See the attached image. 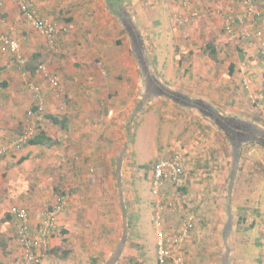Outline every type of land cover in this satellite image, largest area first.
<instances>
[{"label": "rangeland", "instance_id": "374dc122", "mask_svg": "<svg viewBox=\"0 0 264 264\" xmlns=\"http://www.w3.org/2000/svg\"><path fill=\"white\" fill-rule=\"evenodd\" d=\"M123 1L125 11L132 16L142 35L145 45L143 56L140 49L139 52H134L131 43L130 47L125 48L123 40H119L117 44L114 42L113 48L107 46L109 54L104 57L96 53L90 54L95 45L99 46L95 43L98 37L104 40L111 37L109 33L100 32L98 26L101 25L95 24L105 20L101 11L105 13L107 9L109 10L106 0L105 2L35 0V5H39L35 8L39 9L43 16H48L54 23L56 22L59 30L55 47L50 48L46 40L44 41L43 46L47 50L44 55L47 59L43 62L47 64L52 54L64 56L69 67L77 63L74 69L78 68L75 72L80 76L82 69L86 75L92 69L99 71L100 68H104L107 75L103 74L101 79L96 75L92 77L106 83L111 82L113 76L116 81L122 79L119 76H125L115 74L119 63L123 65L132 63L137 70L135 72L139 74L138 80L141 85L143 81L140 68L144 61L150 73L163 86H171L173 87L171 90L181 92L192 99L198 98L188 95L189 91L201 93L200 95H204L206 91V95H210V101L199 99L212 104L222 114L233 116L230 111L234 112L235 107L239 106L247 117L246 120L261 124L264 128V56L260 53L259 41L256 40L255 45L251 44L253 48L251 57L241 55L240 48L243 45L242 42H238L240 39L231 37L224 30L225 14L241 12L239 0H192L187 6H184L181 0ZM110 12L109 18L118 21V26L121 27L122 32L119 33L121 36L124 30L120 20ZM18 15L16 23L9 24V30L5 32H9L20 42L26 67L21 68L16 59L14 62L17 65L16 71L21 69L18 77L22 80V86L23 83L26 85V89L19 90L20 80L17 77L10 88L3 90V93L10 96L8 99L15 98L14 103L13 101L9 103L8 113L18 121L16 126L15 121H12L14 133L7 137L10 138L7 143L0 140V147L6 146L11 139L18 138L24 130L31 132L32 136L41 130L54 136L56 127L46 116L66 114L69 105L67 104L69 101L65 102L64 97L60 96L62 92H53L51 86L45 88L37 81L41 78L27 70L32 62L28 61V52L23 50L24 45L20 37H24L28 34V29L32 28L20 11ZM0 16L4 22H10L5 11ZM2 23L0 21L1 25L6 24ZM1 28L3 27L0 26ZM64 42L72 43L73 52L63 48L66 46ZM78 43L82 45L78 46ZM210 43L217 50L216 61L206 51V46ZM76 47L82 51L85 49L88 55L82 58V55L74 52V49L77 50ZM108 62H111L110 65L105 64ZM234 63L237 67L242 66L239 69L241 73L234 68L228 69V65ZM33 64L36 65L37 60H34ZM108 67L113 73H110ZM248 81L250 87L246 88ZM177 82H181L179 87H176ZM31 84L40 87L43 93L41 106L44 115L40 121L29 115V111L34 110L39 102L29 87ZM197 88H200V91ZM221 90H226L224 92L229 94L228 103L222 99ZM102 92V89L99 90L95 95L96 99L92 101V97L88 101L91 103L97 101L96 108H99L97 112L103 117L112 111L114 114L112 118H116L117 114L122 112L117 113L114 110L116 105L122 104L119 102L123 101L120 99L121 94L114 95L109 92V96L105 98L108 100L101 102L99 93ZM136 93L129 114L125 116L127 122L125 131L131 136L126 138L125 146L120 147L117 152L100 154L99 166L92 161V155L85 154L83 157L81 155L77 157L72 153L68 155L69 148L63 151L61 145L51 149L44 146L36 147L34 151L25 150L27 147L25 145L26 147L21 150L13 151L6 156L13 162L8 163L7 168L12 165L17 167L16 173L9 176L16 177V182L21 181L13 187L14 191L17 190L22 200L25 199L29 203L28 208L33 216L53 208L62 198L66 200L67 206L59 216L57 233L67 231L66 240L57 249L51 246L42 263L50 258V264H93V259L98 260L99 264H158L156 250L158 235L153 221L156 202L160 200L163 204L176 207V210L169 214L171 226L179 223L185 213L189 214L187 212L190 205L195 208L200 221L204 222L207 219L210 227L219 226L218 237L223 233L226 223L230 222L232 224L228 237L230 264H264V216L255 217L257 210L264 212V164L261 161L264 160V147L254 143L244 146L238 170L235 171L232 180L234 195L229 199L228 177L231 176V165L234 160L232 147L213 120L197 109L181 106L165 96H152L146 99L144 85L140 86ZM255 95L260 98L255 100ZM115 96L119 99L115 100ZM49 97L53 105L51 108L48 106ZM71 100L72 103L73 101L76 103L78 99ZM127 103L129 104V101ZM94 107L90 108V113L95 112ZM115 120L117 119L113 121ZM106 124L103 122V127ZM115 128L116 126L112 129ZM0 131L4 132V129L0 127ZM175 152L183 154L187 186L182 191L169 190L166 193L167 197L158 198L150 184L153 164ZM21 158L26 159L19 161ZM104 161L107 163L110 161L112 166L105 167ZM226 163L230 164L229 172L226 171ZM254 174L255 177H251ZM237 184H241L239 192ZM247 185L250 186L247 189L254 185L257 187L256 191L263 200L258 201V207L250 201L246 202L245 208H241L243 195L245 198L249 197L246 194ZM179 203L189 209L186 210L184 207L180 209ZM71 212L72 224L67 225L64 222L61 225L62 217L70 216ZM243 213L247 215L245 219H255L257 222L259 219L262 222L257 231L250 228L248 222L246 225L242 224L240 216ZM199 225L203 226L202 223ZM66 251L69 254L65 257ZM224 251L227 252L228 249ZM173 254V248L170 247V264L184 262L178 258L179 256L173 257Z\"/></svg>", "mask_w": 264, "mask_h": 264}, {"label": "crops", "instance_id": "0c3cea01", "mask_svg": "<svg viewBox=\"0 0 264 264\" xmlns=\"http://www.w3.org/2000/svg\"><path fill=\"white\" fill-rule=\"evenodd\" d=\"M32 2L34 3V6L38 7L39 5H35V0H32ZM105 2V0H104ZM107 7V6H106ZM107 9V8H106ZM39 10V9H38ZM104 10V9H103ZM6 12V17H8V20L10 21L9 23L4 22L3 20L1 21L2 24L5 25H1V33L5 31L9 30V24L11 23H16V21L18 20V7L15 3L14 0H7V2H5V10ZM110 10L107 9V11L104 13L101 11V14L105 17V20H102L100 23H95L97 25H101L99 28L100 32H106L109 33L111 35V37L108 39L107 37L105 38V40L103 38L98 37V39L95 40L96 44H99V46H94L92 50H90V54L92 55V53H96L101 55L102 57L106 56L109 54V50L107 49L109 47L113 48V43L115 42L116 44L118 43L119 40H123V46L125 48H128V46L130 47L129 43H130V39L128 38V36L124 34H122L121 36L119 35L120 32H122L121 27L118 26V21L116 20H111V18H109L108 14H109ZM111 14V12H110ZM113 15V14H111ZM46 17V16H45ZM48 19L52 20L51 18H49L47 16ZM56 25H58L55 22ZM207 25H210V23ZM208 27V26H207ZM206 27V29H208ZM16 38V37H15ZM17 39V38H16ZM108 39V41L106 42V40ZM240 39L238 42H242L241 46V55H245L248 57H251L250 54H252V50L253 48L251 47V44L255 45L254 43H256V40H248L245 39L244 37H240L238 38ZM20 41L23 43L24 45V51L28 52V61L31 63L32 62V66L30 65L29 67H27V70L29 72H31V74H37L41 79L37 80L38 83L42 84V86H44L45 88H49V82L48 80H46L42 73L40 71H38V66L41 64H44L47 68V70L50 72L51 75H56L59 78L60 81V87L58 90H52L53 92H62V94L60 95L61 97H64V101L67 102V100L69 101L68 105V110L66 112V114H63L61 116L58 115H48L50 117H55L59 120V123L55 124L52 122V120H50V122L55 125V129L56 133L53 135H48L49 137H51L54 141L55 144H53L51 147L49 146H44L47 149H51L54 148L56 146L61 145L63 151L66 148H69V154L71 155V153L73 155H77V157H80V155L83 157L85 154H90L92 155V161H94L95 163H98V166L101 163V160L98 161L99 159V155L102 154L103 152L105 153H115L119 150L120 147H124L125 146V142H126V138L128 136L131 135H127L126 133V125L127 122L125 121V116L127 117V113L130 110V107L132 105V99L136 98L137 96V91L139 90V87H142V83L140 85L139 83V74H137V70H135V68L131 65H123L121 63H119V68L117 67V70L115 71V74L117 75H125V76H119L122 79H120L119 77V81H116L114 79V76L112 77L113 79L111 80V82H100L99 80H97V77H103V72L107 73L106 70H104V68H100L99 71L97 69H92V71H90L89 73H87L86 75L84 74L85 71L84 69H82L81 72V76L75 72L77 71L78 68L74 69V66L77 65V63L75 62V65H72L71 67H69V63L68 60H64L66 58H64V56H59V55H53L49 57V62L47 64H45V62H43V60L47 59V56L45 58V53H47V50L44 48L45 46V39L43 36H41L40 34H38L36 31L29 30L28 29V34H26L24 37H20ZM66 44V42H64ZM105 43V45H104ZM66 44V46H63L64 49H69V52H73L72 51V43ZM260 44V43H258ZM257 44V45H258ZM44 45V46H43ZM78 46L82 45V43H78ZM76 49H74L77 54L79 53V55H82V58H85L88 53L85 52V49L82 50H78L79 47H76ZM71 49V51H70ZM244 49V50H242ZM62 50V49H61ZM108 50V51H107ZM65 52V51H62ZM61 52V53H62ZM247 55H246V54ZM48 55V54H46ZM13 59V60H12ZM14 59L11 54H7V53H2L0 52V87H2L3 89L0 88V106L2 107V109H0V127L4 129L3 131H0V140L2 141H6V143L10 140L7 139V137L11 136V134L14 133V126H16L17 121L18 120H14L15 118L11 117V114H9L8 112V107H9V103L10 101H13V103L15 102V98L13 99H8L10 96H7L8 93H3V90L6 91V89L10 88L13 81L19 76L20 74V68L19 71L17 70V65H15ZM34 60H37V64H33ZM16 61V60H15ZM111 62H113L111 60ZM111 62L105 63L106 65H110ZM17 63V61H16ZM237 63V62H236ZM235 65V66H234ZM242 66L239 65L237 67V65L234 64H229L228 65V69H236L239 73L240 72V68ZM109 68V67H108ZM34 69V70H32ZM110 69V73L112 72V69ZM103 70V71H102ZM136 71V72H135ZM230 72V71H229ZM91 73V74H90ZM97 76V77H92V76ZM107 75V74H106ZM89 77V78H88ZM117 77V76H116ZM37 78V77H36ZM131 78V79H129ZM18 80H20L18 82V80H16L19 83V90L26 89V85L23 83L24 86H22V80L18 77ZM87 79H89L88 81H86ZM181 84V82H177L176 87H179V85ZM211 84V83H210ZM49 86V87H48ZM212 88L213 85L211 84ZM227 87V86H226ZM51 88V87H50ZM168 88H173V87H168ZM205 88V87H204ZM102 89V93H99V96L102 98L101 102H104L106 96H109V92H112L114 95L116 93L121 94L120 95V99L123 101H119L122 104H120V106L116 105V107L114 108V110H116V112L118 113V111H122L120 114H117L116 118H112L113 117V112H111V114L109 113L107 116L103 117L102 115H100L99 112H97L99 110V108H96V103L94 102H89L88 100H91L92 97V101H94L95 95H97L98 91ZM200 88H197L198 91ZM224 89V87L222 88ZM113 90V91H111ZM203 90V89H202ZM205 90H207L205 88ZM226 90H221V96L222 99H225L224 102L228 103L229 101V94H226V92H224ZM206 91H204V95H200L201 93L197 94V93H193L192 91H189V93H187L188 95H190L193 98H203L205 100H209L210 95H206L205 93ZM186 93V92H184ZM75 94V95H74ZM76 96V97H75ZM257 97V95H256ZM71 98H77L78 100L73 101ZM260 97L258 96L257 99H259ZM50 102L48 104V106L51 108L53 107L52 105V101L51 98L49 97ZM119 99L118 97L115 96V100ZM71 100V102H70ZM126 100V101H124ZM127 101H129V104L127 103ZM116 102V101H115ZM239 104V102H237ZM130 105V106H129ZM92 106L94 107V111L93 113H90L89 110H91L90 108H92ZM239 107V106H238ZM235 107V111H230L232 113L233 116H236L240 119H244L246 120L247 117L244 115V113L242 112V109ZM52 110V109H51ZM113 110V111H114ZM115 112V111H114ZM129 114V113H128ZM121 117H118L120 116ZM250 118V117H249ZM248 118V119H249ZM114 119H117L115 121H113ZM127 120V118H126ZM250 120H252L250 118ZM12 121H15V124L13 126ZM103 122L107 123L106 125H104L103 127ZM113 123V124H112ZM254 124L261 126V124H257L256 122H253ZM115 129H112L113 127H115ZM27 128V126H26ZM25 128V129H26ZM130 129V126H129ZM120 130V131H119ZM18 131V130H17ZM25 132V130H24ZM24 132H22L20 135H22ZM18 136V137H19ZM13 138V137H12ZM7 139V140H5ZM14 139H11V141ZM26 147V146H25ZM36 147H42V146H27L25 148V150L29 149L34 151L33 149ZM244 148L243 146L241 147ZM232 152V151H231ZM182 155V152H178ZM9 153L6 155L8 156ZM4 158H0V264H22L23 262V251L22 248L20 247V245L17 242V236H16V220L10 216L9 211L12 207L14 206H18V207H22V208H28L29 203L24 199L22 200V196L20 195V193L18 194V191L16 190V192L14 191L13 187H16L17 184H20L21 181L18 180V182H16V177H14L15 182H13V177L11 178L9 176L12 174L16 173V165H12L9 169L7 168V164L8 163H13L11 162L10 159H7V157ZM18 159V158H17ZM23 159V158H21ZM20 159V160H21ZM26 159V158H24ZM69 159V158H68ZM70 160V159H69ZM184 160V158H183ZM15 161V159H14ZM71 161V160H70ZM233 163L231 165V169H232V173L231 176L228 177V190H227V197L230 199L233 197L234 193H233V184H232V180L234 177V173L236 170H238V165H239V160L235 161L232 160ZM263 161L264 164V160ZM106 161L103 162V165ZM185 162V160H184ZM156 163V162H155ZM154 163V164H155ZM153 164V166H154ZM227 164V163H226ZM230 164H227L226 167V171L229 172V167ZM105 167H111L112 164L109 161L108 163L106 162ZM153 168V167H152ZM225 171V172H226ZM10 172V173H9ZM152 173V170H151ZM254 175H251V177ZM257 176V175H256ZM9 178V180H8ZM186 183H187V179L185 177V188H186ZM3 184V186H2ZM151 184V183H150ZM183 187V188H184ZM238 187V192L241 189V184H237ZM250 187L249 185L246 186ZM181 188L180 191L185 190ZM253 188V189H251ZM248 188L247 189V196L249 195V197H244L245 195H243V197L241 198V208H245L246 207V202H254V206L259 205L258 201H262V198L260 197V194L258 191H256L257 187L254 185L253 187ZM258 190V189H257ZM9 191V192H8ZM121 194V193H120ZM203 194H200V196H202ZM185 197V196H184ZM247 199V201L244 200ZM178 199V198H177ZM180 199V197H179ZM181 200V199H180ZM244 202V204H243ZM185 203V201L183 202ZM180 206V209H182L183 207L187 210L189 209V207H187L186 205H183L181 203L178 204ZM240 208V210H241ZM29 209V208H28ZM30 210V209H29ZM196 210L193 207V205H190V210L189 214H184L183 219L179 220V223H176L175 226H171V222L168 223L169 226V238H174L175 236H177V234H180V232L183 230L184 224L183 222L185 221V219H188L189 217L193 218V227L192 229L189 231V233L187 234L185 240L183 241V243L181 244H174V243H170L169 244V252H170V247L173 248V257L176 255L178 258L182 259L184 262H182V264H230V253H229V241H228V237L230 235L231 232V227L232 224H230V222H227L226 225L223 227L224 231L221 234L220 237L217 236L218 233V229L219 226L214 227H210L208 225V220L206 219L204 222L200 221V218L196 216ZM245 212V211H243ZM201 216V215H200ZM264 216V212L257 210V213H255V217H261ZM242 224L246 225V223L248 222L250 225V228H253L255 231H257V229L261 226V223L259 219L258 222L255 219H245V217H247L246 214H242ZM71 218H72V212L70 214V216L66 215L64 217H62L63 222H61V225L64 224V222L68 224H72L71 222ZM170 218L168 217V220ZM260 222V223H259ZM63 223V224H62ZM199 223H202V225H199ZM170 224V225H169ZM210 224V223H209ZM217 230V231H216ZM64 233V234H61ZM59 234H57L52 240H50V244L51 246H53V249H57L59 247H61L62 242L66 240V234L68 233L67 231L65 232V230L63 232H61ZM63 236V237H62ZM126 238V237H125ZM217 238V239H216ZM224 249H228L227 252L224 251ZM232 254V253H231ZM184 258V259H183ZM50 258L48 260H46V262L42 263V264H50ZM170 263V260H169ZM96 264H99V261H96Z\"/></svg>", "mask_w": 264, "mask_h": 264}, {"label": "built area", "instance_id": "2783aa9c", "mask_svg": "<svg viewBox=\"0 0 264 264\" xmlns=\"http://www.w3.org/2000/svg\"><path fill=\"white\" fill-rule=\"evenodd\" d=\"M23 18L29 26L38 34L43 36L50 48L55 47L59 30L57 25L47 17L43 16L35 8L32 0H14ZM192 0H181L184 6ZM241 12H228L224 16V30L231 37H244L248 40L259 41L260 53L264 56V0H239ZM5 10V1L0 0V14ZM1 19V16H0ZM2 21V19L0 20ZM0 52L11 54L21 68L26 67V60L21 54L20 42L9 32L0 33ZM43 77L48 80L52 89H59L60 81L56 75H51L44 64L38 66ZM106 75L105 72H103ZM250 81L246 83L249 88ZM34 98L39 101L34 110L29 111L32 118L38 121L44 115L41 106L42 90L35 85L29 86ZM255 100L257 97L255 95ZM32 137L31 132L25 131L18 138L10 141L6 146L0 147V156H6L13 151L21 150L27 145ZM186 168L183 157L175 152L168 158L158 160L150 175L151 187L156 197H167L169 190L177 191L185 186ZM66 200L62 198L51 209L32 215L28 208L14 206L9 214L16 220L17 242L23 251L22 264H40L50 251L52 240L59 230V216L65 211ZM174 205L163 204L160 200L156 202L154 215V227L158 235L157 259L158 264L169 263V244H181L193 227V218L189 217L183 222L184 227L180 234L173 239L169 238V214L174 212ZM170 225V224H169ZM177 263V262H176Z\"/></svg>", "mask_w": 264, "mask_h": 264}, {"label": "trees", "instance_id": "16d2710c", "mask_svg": "<svg viewBox=\"0 0 264 264\" xmlns=\"http://www.w3.org/2000/svg\"><path fill=\"white\" fill-rule=\"evenodd\" d=\"M106 3L109 10L120 20L124 33L127 34L130 39L131 47L134 52H139L140 49L143 56L145 54V45L142 35L137 28L132 16L127 11H125L123 7L124 1L106 0ZM206 51L213 60H217V50L211 43L206 46ZM148 68V65L142 61L140 73L147 97L146 99L152 96H165L169 100H172L181 106L197 109L203 115L210 117L228 139L232 147V155L235 161L240 159L243 150V148L241 150V147H244L246 144L254 143L264 147V128L254 124L249 120L240 119L236 116L224 115L216 107L212 106V104L205 100L199 98L192 99L181 92L173 91L170 88L163 86L162 83L150 73ZM46 118L48 120H52V122L55 124L59 123V120L55 117H50L47 115ZM53 144H55V141L43 130L32 136L27 142V146L51 147ZM24 160L25 159L23 158L19 161ZM68 254V251L64 252L65 257ZM95 263L96 260L93 259V264ZM40 264H42V262Z\"/></svg>", "mask_w": 264, "mask_h": 264}]
</instances>
